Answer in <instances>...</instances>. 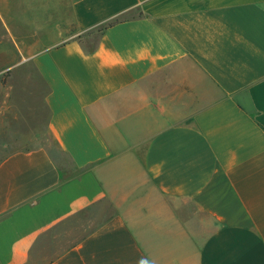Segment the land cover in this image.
<instances>
[{"label": "crops", "instance_id": "0c3cea01", "mask_svg": "<svg viewBox=\"0 0 264 264\" xmlns=\"http://www.w3.org/2000/svg\"><path fill=\"white\" fill-rule=\"evenodd\" d=\"M0 37L72 167L0 162V264H264V0H0Z\"/></svg>", "mask_w": 264, "mask_h": 264}, {"label": "rangeland", "instance_id": "374dc122", "mask_svg": "<svg viewBox=\"0 0 264 264\" xmlns=\"http://www.w3.org/2000/svg\"><path fill=\"white\" fill-rule=\"evenodd\" d=\"M95 36L85 41L87 47ZM0 39H2L0 37ZM33 72H0V162L7 156L36 147H45L64 177L71 175L68 158L58 152L46 130L48 114L40 106Z\"/></svg>", "mask_w": 264, "mask_h": 264}, {"label": "trees", "instance_id": "16d2710c", "mask_svg": "<svg viewBox=\"0 0 264 264\" xmlns=\"http://www.w3.org/2000/svg\"><path fill=\"white\" fill-rule=\"evenodd\" d=\"M120 21H121V19H115V20H113L112 22L108 23V24L105 25L104 27L99 28V29L97 30V33H98V34H101L106 28H108V27H110V26H112V25H114V24H116V23H119ZM93 47H94V44H93L91 47H89V49H92Z\"/></svg>", "mask_w": 264, "mask_h": 264}]
</instances>
